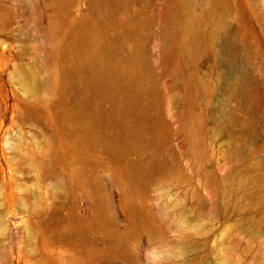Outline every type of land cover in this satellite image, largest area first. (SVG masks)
Here are the masks:
<instances>
[{
	"label": "rangeland",
	"instance_id": "374dc122",
	"mask_svg": "<svg viewBox=\"0 0 264 264\" xmlns=\"http://www.w3.org/2000/svg\"><path fill=\"white\" fill-rule=\"evenodd\" d=\"M0 264H264V0H0Z\"/></svg>",
	"mask_w": 264,
	"mask_h": 264
}]
</instances>
